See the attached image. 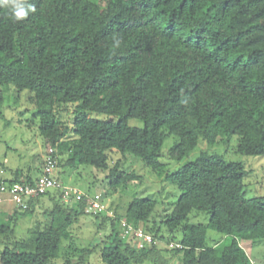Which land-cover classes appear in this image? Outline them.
I'll list each match as a JSON object with an SVG mask.
<instances>
[{
  "label": "trees",
  "instance_id": "obj_1",
  "mask_svg": "<svg viewBox=\"0 0 264 264\" xmlns=\"http://www.w3.org/2000/svg\"><path fill=\"white\" fill-rule=\"evenodd\" d=\"M28 2L36 12L22 21L0 3V84L29 92L56 177L65 185L57 173L65 151V165L106 172V190L116 192L140 181L121 167L129 154L180 192L158 222L151 219L157 200L149 197L134 196L123 214L104 218L110 231L98 249L101 262L168 264L164 250L171 248L181 264H254L245 246L264 240V195L245 197L244 166L202 151L167 172L161 157L168 135L177 137L168 153L177 161L200 140L212 146L230 136L236 137V153L264 155V0ZM68 105L73 137L58 113ZM131 118L142 125H129ZM113 152L120 158L113 161ZM42 164L43 156L35 168ZM30 173L16 171L0 183L31 182ZM47 195L49 221L26 238H17L13 228L21 208H0V264H49L64 240L63 264H84L95 251L71 242V227L85 214L84 195L63 205L61 190H49L27 204ZM192 211L208 212L207 222H190ZM121 220L155 243L137 247L118 228ZM208 230L222 241L208 242ZM177 238L180 247L170 245ZM68 253L79 259L72 263Z\"/></svg>",
  "mask_w": 264,
  "mask_h": 264
},
{
  "label": "rangeland",
  "instance_id": "obj_2",
  "mask_svg": "<svg viewBox=\"0 0 264 264\" xmlns=\"http://www.w3.org/2000/svg\"><path fill=\"white\" fill-rule=\"evenodd\" d=\"M0 89L4 93V102L0 106V178L10 179L14 177L16 171L25 174L31 170L32 177L40 172L35 166L45 155L47 143L39 134V122L35 110L29 102V92L18 91L12 85H1ZM72 106L68 105L59 110V115L70 127L68 137H73L71 125ZM131 126H141L138 119H128ZM177 142L175 135L165 137L162 145L161 161L166 163L167 172H173L184 162L195 159L202 151L215 152L223 155L226 160L241 163L245 170V197L264 195V155H241L235 152L236 137H219L212 146L207 145L202 140L198 145L182 160L177 161L169 157V150ZM111 154V153H109ZM121 154L114 153L113 161L120 158ZM61 160L58 166V174L69 186L84 195L85 214L78 216L71 227L72 244L79 247H94L95 251L85 260L84 264H103L100 260L98 249L105 241L110 231V220L103 222L106 217L120 215L124 213L125 206L132 197H149L157 200V205L151 219L158 222L163 219L164 214L172 207L179 197V190L164 176H158L152 172L143 162L132 155L126 154L121 158V167L127 172H134L141 176L139 183L132 182L116 192H107L106 172L97 170L89 165L67 166L66 152L60 154ZM110 163V159L108 160ZM73 195L62 197L63 205H72ZM76 198V197H75ZM92 200L98 204L93 206ZM52 206L50 195L41 197L39 201L33 202L32 206L16 210L18 212L16 221L13 222L15 236L17 238L29 237L30 232L39 228L41 224L49 221L45 210ZM28 209L26 214L23 213ZM9 215L14 214V209H9ZM97 215V216H96ZM209 217L208 212L192 211L188 217L190 222L206 223ZM121 229V223L118 226ZM222 235L214 230H208L207 241L213 239L216 242L222 241ZM211 239V240H209ZM178 238L172 242L175 243ZM68 243V242H67ZM67 243L63 241L62 251L57 258L49 264H63L66 260ZM161 248H165V243H159ZM247 253L254 264H264V240H257L252 247L245 246ZM164 254L168 259V264H181L179 257L171 248L165 249ZM72 263L79 259V254L68 253ZM144 264H150L145 262Z\"/></svg>",
  "mask_w": 264,
  "mask_h": 264
},
{
  "label": "built area",
  "instance_id": "obj_3",
  "mask_svg": "<svg viewBox=\"0 0 264 264\" xmlns=\"http://www.w3.org/2000/svg\"><path fill=\"white\" fill-rule=\"evenodd\" d=\"M52 149L48 148L43 156V164L37 176L32 178L31 182H14L11 185L0 183V208L4 204H10L17 208H23L27 204V200L40 196L49 190H61L62 197L75 195L76 198L81 197V193L69 186L64 185L56 177V160L51 156ZM83 197V195H82ZM93 206H98L95 200H92ZM121 230L124 235L133 238L135 244L139 248L155 243L151 234L145 232L141 228L133 227L131 224L121 220ZM170 245H173L170 243ZM175 247H180L175 243Z\"/></svg>",
  "mask_w": 264,
  "mask_h": 264
},
{
  "label": "clouds",
  "instance_id": "obj_4",
  "mask_svg": "<svg viewBox=\"0 0 264 264\" xmlns=\"http://www.w3.org/2000/svg\"><path fill=\"white\" fill-rule=\"evenodd\" d=\"M0 3L9 9V14L14 21H22L36 12L35 5L28 0H0ZM119 43L118 38L114 40V46H119Z\"/></svg>",
  "mask_w": 264,
  "mask_h": 264
}]
</instances>
